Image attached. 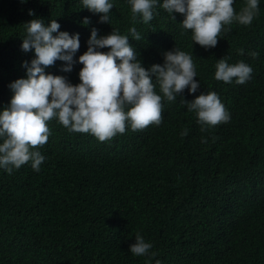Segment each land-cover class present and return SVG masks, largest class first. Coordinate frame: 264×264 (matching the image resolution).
<instances>
[{
    "label": "trees",
    "instance_id": "trees-1",
    "mask_svg": "<svg viewBox=\"0 0 264 264\" xmlns=\"http://www.w3.org/2000/svg\"><path fill=\"white\" fill-rule=\"evenodd\" d=\"M245 4L234 0V10ZM99 15L81 0H0V108L34 55L20 44L35 16L79 32L77 56L93 26L128 35L146 67L173 46L193 53L201 84L184 98L214 90L230 119L202 125L182 96L168 101L162 93L160 124L126 125L103 141L53 117L47 142L36 146L45 157L39 171L31 161L11 173L0 168V264H264V0L250 24L233 20L207 49L182 29L183 14L173 19L160 3L147 23L133 17L128 0H113L109 23ZM222 56L251 65V78L216 79ZM62 63L46 71L78 82L81 64L63 72ZM137 232L151 242L148 254L129 251Z\"/></svg>",
    "mask_w": 264,
    "mask_h": 264
},
{
    "label": "clouds",
    "instance_id": "clouds-1",
    "mask_svg": "<svg viewBox=\"0 0 264 264\" xmlns=\"http://www.w3.org/2000/svg\"><path fill=\"white\" fill-rule=\"evenodd\" d=\"M26 2V0H22ZM84 7L100 13L99 20L109 23L113 0H81ZM133 17L139 14L147 23L160 3L175 19L174 11L183 14L182 29L191 30L192 40L205 49L217 44L222 28L233 20L248 25L259 11L261 0H246L239 11L234 0H128ZM32 15V10H29ZM227 30V29H225ZM133 39L140 34L133 26ZM20 48L32 51L30 60L22 61L26 74L9 82L12 91L9 102L0 108V168L11 173L14 168L31 161L39 171L44 155L36 147L47 142L50 135L48 121L56 117L69 131L91 132L99 140L123 133L126 125L132 129L150 123H161L162 96L173 101L182 96L188 111H194L197 122L215 125L228 121L230 113L214 90L200 91L192 99H185L184 90L196 93L200 87L193 53L178 47L163 50L162 62L145 66L129 36L112 28L98 34L93 26L86 41V50L78 56L80 33L62 30L57 19L45 23L41 17L26 22ZM251 55H256L252 52ZM57 60L63 61V72L80 63L79 80L73 83L65 75L46 71ZM253 68L243 60L229 63L217 58L214 77L224 82L244 83L251 78ZM159 85L160 92L156 91ZM187 129L181 135H186ZM152 244L139 232L129 251L135 255L149 253ZM160 264V261H156Z\"/></svg>",
    "mask_w": 264,
    "mask_h": 264
}]
</instances>
